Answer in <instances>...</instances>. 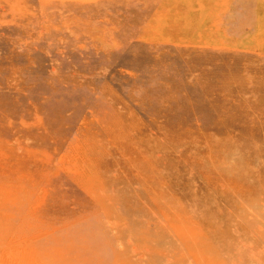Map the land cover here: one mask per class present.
I'll return each instance as SVG.
<instances>
[{
	"label": "rangeland",
	"instance_id": "rangeland-1",
	"mask_svg": "<svg viewBox=\"0 0 264 264\" xmlns=\"http://www.w3.org/2000/svg\"><path fill=\"white\" fill-rule=\"evenodd\" d=\"M0 264H264V0H0Z\"/></svg>",
	"mask_w": 264,
	"mask_h": 264
}]
</instances>
